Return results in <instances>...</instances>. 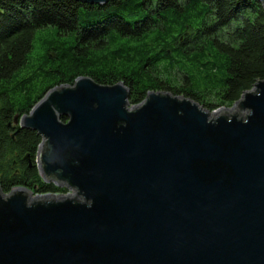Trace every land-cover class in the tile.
Returning <instances> with one entry per match:
<instances>
[{
  "label": "water",
  "instance_id": "95a60500",
  "mask_svg": "<svg viewBox=\"0 0 264 264\" xmlns=\"http://www.w3.org/2000/svg\"><path fill=\"white\" fill-rule=\"evenodd\" d=\"M128 97L80 75L14 117L70 192L0 188V264H264V79L216 111Z\"/></svg>",
  "mask_w": 264,
  "mask_h": 264
},
{
  "label": "trees",
  "instance_id": "16d2710c",
  "mask_svg": "<svg viewBox=\"0 0 264 264\" xmlns=\"http://www.w3.org/2000/svg\"><path fill=\"white\" fill-rule=\"evenodd\" d=\"M47 27L71 41L49 66L46 60L54 54L47 53L31 75L35 35ZM80 75L104 85L123 82L133 105L154 90L190 98L208 110L231 106L264 79V5L259 0H110L105 5L0 0L2 191L14 186L37 194L67 191L41 178L35 159L41 138L13 121L47 90L72 85Z\"/></svg>",
  "mask_w": 264,
  "mask_h": 264
},
{
  "label": "rangeland",
  "instance_id": "374dc122",
  "mask_svg": "<svg viewBox=\"0 0 264 264\" xmlns=\"http://www.w3.org/2000/svg\"><path fill=\"white\" fill-rule=\"evenodd\" d=\"M70 41H71L70 37H66L65 35L62 36V35L58 34L53 27H47L44 29H39L35 35L33 49L30 53L29 60H28L29 64L32 65V67H30L31 75H32L33 71H35V67L38 71L39 67L43 66V64L45 63L44 57L46 56L47 53H53L54 54L53 57L50 58L52 60H49V59L46 60L47 61L46 65L48 64V66H49L50 65L49 63L52 62L57 57L56 55H60V53H62V50L64 49V47L68 46ZM24 73H26V72L23 69L19 72V76L23 75ZM43 81L47 82L46 80H43ZM34 82L36 84L40 83V79H37ZM132 105L133 104L129 103V106H132ZM231 107H232V105L231 106H218L217 108H215L213 110L216 111L220 108H231ZM224 111H225V109H224ZM68 192H70V191L67 190L66 192H58L57 194L63 195V194H67ZM33 194H37V193L33 192Z\"/></svg>",
  "mask_w": 264,
  "mask_h": 264
}]
</instances>
